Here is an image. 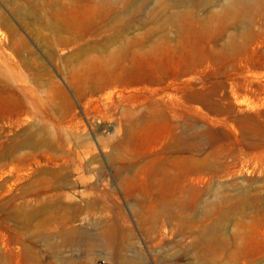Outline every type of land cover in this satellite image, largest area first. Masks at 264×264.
Masks as SVG:
<instances>
[{
    "label": "rangeland",
    "instance_id": "374dc122",
    "mask_svg": "<svg viewBox=\"0 0 264 264\" xmlns=\"http://www.w3.org/2000/svg\"><path fill=\"white\" fill-rule=\"evenodd\" d=\"M0 264H264V0H0Z\"/></svg>",
    "mask_w": 264,
    "mask_h": 264
}]
</instances>
